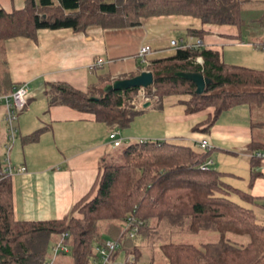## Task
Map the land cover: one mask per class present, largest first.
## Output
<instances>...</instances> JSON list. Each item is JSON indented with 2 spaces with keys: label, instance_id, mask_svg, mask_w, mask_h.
Listing matches in <instances>:
<instances>
[{
  "label": "trees",
  "instance_id": "1",
  "mask_svg": "<svg viewBox=\"0 0 264 264\" xmlns=\"http://www.w3.org/2000/svg\"><path fill=\"white\" fill-rule=\"evenodd\" d=\"M245 0H26L25 8L9 14L0 11V44L26 37L36 39L40 30L72 29L84 32L99 25L105 29H131L155 17L184 16L203 24L229 25L242 30ZM204 31L189 30L204 36ZM201 58L203 64H198ZM154 84L128 91L103 89L111 77L100 76L87 92L61 84L46 90L49 107L65 106L91 114L111 131L131 128L144 113L139 109V94L162 108L166 98L180 100L189 115L213 110L200 126L209 128L226 112L235 108L264 105V71L228 65L222 55L204 46L180 48L172 57L154 61L149 66ZM201 73L211 80L204 94L196 93L193 82L179 73ZM134 76L130 77L133 78ZM4 70L0 74V94L12 93L16 86ZM147 103V102H146ZM252 110V109H251ZM44 130L26 138L37 142ZM253 166L249 187L259 178L256 170L264 160V142L254 140L249 146ZM213 150L169 141L139 140L129 143L120 153L103 160L101 173L91 191L77 203L69 216L47 222H21L16 219L14 178L3 174L5 153L0 133V264H47L53 247L63 235L72 264H97L95 249L107 240H120L121 255L132 256L127 264H139L141 243L171 217V221L189 219L193 233L211 230L218 233L221 246L215 250L204 244H168L162 247L167 264H264V205L250 191L229 184V175L213 166L202 170L212 160ZM244 203V204H243ZM262 209H260V208ZM260 209V210H259ZM259 210V211H258ZM262 210V211H261ZM179 218V219H177ZM129 220L132 230L121 237ZM156 226V227H157ZM133 234V237H132ZM233 235V236H232ZM237 237H248L244 243ZM65 259V258H64Z\"/></svg>",
  "mask_w": 264,
  "mask_h": 264
},
{
  "label": "crops",
  "instance_id": "2",
  "mask_svg": "<svg viewBox=\"0 0 264 264\" xmlns=\"http://www.w3.org/2000/svg\"><path fill=\"white\" fill-rule=\"evenodd\" d=\"M25 4L26 0H0V11L11 14L23 10ZM189 30L205 33L201 38L190 35ZM172 41L180 46H204L218 51L223 61L232 66L254 69L247 65V59L264 58V41L253 38L251 33L235 26L203 24L199 19L184 16L150 18L142 26L131 29H105L94 25L84 32L72 29L40 30L36 39L17 37L0 44V67H4L5 75L11 83L27 84L31 90L28 107L19 114V133L9 153L11 165L24 169L13 177L18 221L47 222L69 216L73 207L87 196L98 180L102 161L114 156L119 149L114 148L111 142L112 131L105 124L98 123L93 115L65 106L49 107L46 96L48 86L61 84L87 92L100 76L105 75L112 79L103 85L106 90L117 80L150 72L152 62L174 56L178 49L171 46ZM144 47L152 52L141 57L139 53ZM100 61L102 64L98 65ZM238 61L243 63H236ZM106 68L107 71L102 74L96 73L98 69ZM33 86L42 91L47 106L37 105ZM152 105L150 103L137 118L138 121ZM164 109V105L159 108L160 111ZM236 109L242 110L231 118L232 121L227 118L226 122H222L224 114ZM243 109L235 108L224 113L208 131H204L207 125L199 129L197 125H201L213 110L189 115L185 108L184 112L180 110L165 116L167 125L160 130L153 128L156 134L152 137L139 138L128 131L122 138L124 143L128 142L127 139L132 142L138 139L169 141L196 148H200L201 141L207 140L213 150V163L217 162L214 154L221 155L217 160L222 165L217 170L229 174L226 178L246 184L247 191L250 190L254 196L264 197V178H259L252 189L249 187L253 170L249 146L259 139L253 135L251 120L246 121V115L241 119L240 115L246 113ZM0 114L5 123V108L2 105ZM250 115L248 112L247 117ZM177 124L179 126H175ZM39 130H44L39 140L27 143L26 138ZM3 133L4 139H1L3 152L6 153V125ZM232 156L242 158H235L236 162L229 163ZM256 168L264 174V160ZM64 262L63 258L60 259L61 264Z\"/></svg>",
  "mask_w": 264,
  "mask_h": 264
},
{
  "label": "rangeland",
  "instance_id": "3",
  "mask_svg": "<svg viewBox=\"0 0 264 264\" xmlns=\"http://www.w3.org/2000/svg\"><path fill=\"white\" fill-rule=\"evenodd\" d=\"M243 18L247 22V26L244 27L242 30L245 33H251L253 38L260 39L264 41V0H249L247 3H245L243 7ZM228 49V48H225ZM233 49V48H231ZM238 50V49H237ZM242 50V49H239ZM236 63H243V62H236ZM247 65L254 69L258 70H264V58L256 57L254 59H247ZM4 67H0V70L2 71ZM104 71H107L106 69H98L97 74H102ZM32 93L35 95V98L37 100V105L41 106V104L45 107L47 106V100L45 97L42 96V91L37 90L36 86H33ZM185 96H173L166 98L163 105L165 107L164 111L159 110V104L157 102H148V99L144 97V92H141L139 94L138 99V107L139 109H148L146 108V104L151 103V108H149L148 112L144 115V119L141 118L140 121H137L133 124V126L129 129L122 131V136L128 134V131H132L130 133L134 134L135 137L139 138H146V137H152V135H155L156 132L152 131L153 128H158L159 130L162 128L164 129L167 125L166 122H164L165 116L168 114L173 113H179L184 112L185 106L181 103H179L180 100L185 99ZM147 102V103H144ZM43 109V108H42ZM252 109V110H251ZM242 109H236L230 113L224 114L225 117L222 119V122H226L228 119L231 120L232 117L235 116V114H238L241 112ZM244 112L246 110V113L240 116L243 117L246 115V121L247 119L251 120V123H253L252 131L253 135L256 139H259V141L264 142V105L263 106H253L252 108L245 107ZM251 114L249 117H247V114ZM1 115V114H0ZM228 118V119H227ZM44 119V118H43ZM245 120V119H244ZM201 121V120H199ZM232 121V120H231ZM39 125V124H38ZM170 126H174L173 123H170ZM179 126V124L175 125ZM4 128L5 123L0 117V132H1V138L4 139ZM128 142H125L123 146L119 149H117L115 152L120 153L123 149L127 147L129 143H131V139H127ZM131 141V142H130ZM136 141H139L136 140ZM134 142V141H133ZM115 154V153H114ZM238 154V153H237ZM15 156V151H14ZM218 153L214 154V159H216V164L214 163L213 166L214 169H219L220 165H222L218 160L217 157H219ZM230 161L229 163L236 162L235 158H242L241 156H232L229 157ZM213 160V159H212ZM105 161L109 162V158H107ZM242 165V164H241ZM226 169V168H222ZM229 184H232L235 187H238L239 189H242L244 191H247L246 184L237 181L233 178H226L225 179ZM250 191V190H248ZM259 204L264 205V199L258 200ZM244 204V203H243ZM260 208V207H259ZM262 209V208H260ZM259 209V210H260ZM258 210V211H259ZM262 211V210H261ZM264 214V212H263ZM179 219V218H177ZM182 221H171V217L166 218L163 220V222L157 226L156 223H154V227L151 229V234L153 231L157 230L152 237H148L143 243H141L142 248V256L139 260V264H167L166 258L164 256L162 247L168 244H177V245H195V246H202L204 244L212 246L215 250H218L221 246V239L217 232L211 231V230H204L200 233L196 234L193 233L190 230L189 227V219L187 218H180ZM179 219V220H180ZM261 221L264 222V215ZM157 226V227H156ZM233 236V235H232ZM238 239H241L242 242L248 243L249 238L248 237H237ZM63 257H58L54 263L55 264H61L60 259ZM66 260H65V259ZM64 264H72V259L70 257L66 258L64 257ZM127 257L125 254H121L119 258L117 259V264H120L122 262H125ZM53 262V257L49 259L48 263ZM99 264V263H97Z\"/></svg>",
  "mask_w": 264,
  "mask_h": 264
},
{
  "label": "built area",
  "instance_id": "4",
  "mask_svg": "<svg viewBox=\"0 0 264 264\" xmlns=\"http://www.w3.org/2000/svg\"><path fill=\"white\" fill-rule=\"evenodd\" d=\"M171 46L175 49L180 48H187L189 46H180L178 42L172 41ZM196 48V47H193ZM152 50L148 47H144L141 49L139 55L141 57H146L150 55ZM198 64H203V60L201 58L197 59ZM102 61L98 62V65H101ZM30 87L27 84H21L16 86L12 93L9 94H0V105L4 106L5 108V125H6V132H7V140L8 143L5 146V167L3 174L6 177H14L16 174L22 173L24 169L22 168H15L10 163V151L17 139L19 130L17 126V121L19 114L26 110L29 103L30 98ZM110 139L113 144L114 148H121L124 144V139L122 138V134L120 130H114L110 133ZM199 147L203 150H211V144L207 140H203L199 143ZM213 160H209L205 165L202 166V170H209L213 166ZM133 221L129 220L127 226L125 227L122 235L129 234L132 230ZM138 227L132 230V233L135 234L138 232ZM132 234V237H133ZM68 235H63L58 243L53 247V262L47 264H54V261L59 257L62 253H69L70 249L68 246L65 245V240ZM121 248L120 240H107L104 244L99 245L96 247L95 252L97 255V260L99 264H117L116 254ZM132 256H128L125 262L120 264H127L128 262L133 261Z\"/></svg>",
  "mask_w": 264,
  "mask_h": 264
},
{
  "label": "water",
  "instance_id": "5",
  "mask_svg": "<svg viewBox=\"0 0 264 264\" xmlns=\"http://www.w3.org/2000/svg\"><path fill=\"white\" fill-rule=\"evenodd\" d=\"M179 77L193 82L196 86V93L199 95L204 94L206 88L211 84V80L206 78L201 73H179ZM154 84V74L152 72H142L140 75L115 81L112 85L106 88L107 92L111 91H128L135 88L147 89ZM150 106L146 104V108Z\"/></svg>",
  "mask_w": 264,
  "mask_h": 264
}]
</instances>
